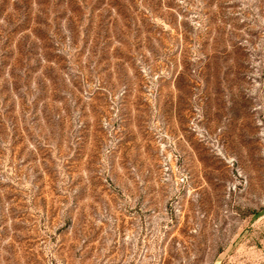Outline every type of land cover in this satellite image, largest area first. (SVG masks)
<instances>
[{
	"label": "rangeland",
	"instance_id": "374dc122",
	"mask_svg": "<svg viewBox=\"0 0 264 264\" xmlns=\"http://www.w3.org/2000/svg\"><path fill=\"white\" fill-rule=\"evenodd\" d=\"M264 0H0V264H264Z\"/></svg>",
	"mask_w": 264,
	"mask_h": 264
},
{
	"label": "crops",
	"instance_id": "0c3cea01",
	"mask_svg": "<svg viewBox=\"0 0 264 264\" xmlns=\"http://www.w3.org/2000/svg\"><path fill=\"white\" fill-rule=\"evenodd\" d=\"M261 234L263 235V237H264V223H263V225H261Z\"/></svg>",
	"mask_w": 264,
	"mask_h": 264
}]
</instances>
